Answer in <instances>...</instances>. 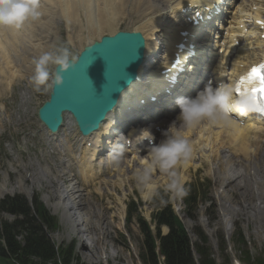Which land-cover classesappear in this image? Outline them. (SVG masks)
Segmentation results:
<instances>
[{
    "label": "bare ground",
    "instance_id": "6f19581e",
    "mask_svg": "<svg viewBox=\"0 0 264 264\" xmlns=\"http://www.w3.org/2000/svg\"><path fill=\"white\" fill-rule=\"evenodd\" d=\"M257 2L262 3L263 1L259 0ZM170 5L172 7L175 6L173 4V0H42L43 15L38 20L29 21L22 28L18 30L6 29V28L0 29V46L3 45L6 50L8 48L12 49L11 55L13 56V58L10 59L11 57L10 55L8 61L15 60L14 50L16 48L23 47L26 50L42 49L41 40L35 44L32 43L34 39L36 38L32 29H35L38 23H40L39 26L41 27L43 26V22L41 23L40 19H44L49 16L50 17L54 16V14H57V13L59 14L62 13L66 17V20H67L65 27L68 31H70L71 26L78 24V22L81 19L85 20V22L89 24L91 28H106V27L111 26L117 20H120V19H126L128 20L130 24H133V25L138 24V26L144 29V32H145L144 36H146L145 37L146 39L145 54L150 55V54H154L158 48V43L154 40H151L152 38H154L155 34H158L160 31H161L160 35L163 33L166 34L168 32L166 39L170 38L173 35L172 28L176 27V24H174V26L171 27L170 23L168 22L164 23L166 20L165 16L169 14L167 11H169ZM244 8L245 6H240V11L241 12L244 11ZM249 10L250 8L246 11H249ZM244 16L245 14L234 15L232 17L235 20H232L231 22H237L238 20L236 19H240ZM173 20L174 19H172L171 21L173 22ZM54 34H56L55 29H54ZM251 43L255 45L254 47L255 49L259 48L260 46V41L258 38L252 39ZM202 54L204 55L203 52ZM213 54L207 53L206 55L208 57H212ZM250 54L252 56H250ZM256 55L257 53H255V56H253V52L251 53L248 52L246 55V58L255 59ZM150 59H153V57ZM150 59H149V62L148 60L146 62L147 67L149 68L148 70L150 71L148 79L151 77H155L156 79H158V83L162 85L163 81L160 80L161 77L157 71V67H155V70H153V66H151L152 63H154L155 65L160 64L158 66V69H161L162 68L161 62L160 61L154 62V59H153V62L151 63ZM143 67H141L139 71H142ZM14 71L12 72L14 74L19 72V71H15V72ZM137 88H138V84L132 83L125 91L122 92L123 98L120 99L117 109L120 108L122 104H124L123 102H126L124 97L131 96L132 94H134L135 89L138 90ZM115 113L117 114L116 110L113 111V116L115 115ZM109 116L107 117L106 122L110 123L113 120V118L112 116L110 117ZM211 124L212 123H209V125ZM216 125H218L219 129H215L214 131H212V135L214 136L213 139L217 141L219 138L223 137L224 138L223 143L228 144V148L231 149V157L224 156L223 161L226 162V168L231 169L230 166H232L233 168L239 164L237 160H235L236 161L235 163L232 162L233 158L240 159V162H242V160H247L249 163V164H245L248 171L246 170L242 171V170L237 169L236 174H234L233 176H229L226 178L225 176H223L224 179H226L225 189H227V193L230 196V199L234 200V202L240 206L238 207L240 208V210H237L236 213L239 214L241 212H244V214H246L247 213L246 211L249 208L248 205L252 204L251 207L254 206L257 212L254 211L255 213L253 215H252L253 212H251L250 218L252 219L253 222H258L261 220V214L264 212V154L261 156V154L264 153V149H262V147L259 146L261 144V141L255 140L253 142V140L250 138V133H253L255 136L258 134L264 136V129L260 127L249 126V125L246 127L240 128L239 125H237L234 121L229 119V122L226 124L221 122L218 124H214V126H207L205 129L206 134L208 133L209 135L210 131L208 129L215 128ZM192 130L193 129L187 130L186 135L189 136ZM206 137L209 140V137L208 136ZM209 141L208 143H206V145L210 144ZM202 147L203 145L198 146L197 149L201 148L202 150ZM217 155H220V153H217V151H215L214 155H211L210 158L214 159ZM91 156L93 155H90V157ZM258 157H260L262 160L259 159ZM92 158H95V157H91V159ZM255 158H257L258 162L252 165V162H254ZM142 160H144V163H145L144 167H145L147 165V159L145 160L143 158ZM87 161L89 163L88 164L86 162L88 164V167L91 168L92 162L90 160H87ZM180 164L181 165L183 164L182 165L183 167H187L188 161L186 163L184 162ZM250 169L252 170L251 174H250ZM225 171H229V170H225ZM122 172L125 173L126 171H122ZM117 173H120V172H117ZM95 176L96 174H91V175L87 174L85 177L89 178V177H95ZM19 177H22V176H19ZM251 177L253 179H251ZM216 178L220 179L219 177H216ZM240 178L241 180H238ZM127 180L129 181V183H132L134 178L128 177ZM236 180L238 182H236ZM249 180H253V181H249ZM51 181L53 182V180ZM162 181L163 179H152L151 177L149 184L145 185V193L142 194L143 197L148 199L147 192L153 187L156 188V186ZM23 182L22 180H18L17 182L18 187L21 189L22 192L28 194L29 190L32 188H29V190L28 189L26 190ZM56 182L57 184L54 187V190L52 192L53 194L57 193L56 188L58 187V184H60V188L63 187V185L66 183V179L65 180L63 178L57 179ZM230 183L231 184L235 183V185L232 186ZM122 184H123L122 180H118V181H113L110 183L105 181L101 183L100 184L101 187H98V188L97 187L94 188L95 187L94 185L93 187L94 189L92 188L91 191H93L95 194H98V197L94 198L93 201L94 203L97 202L99 206H103V208L101 209L100 208H98L97 210L93 209L90 202L84 205V202L82 201V197H81L82 190L80 189L76 190L75 187L73 186L74 184L68 185L66 195L61 197L62 199L67 198L68 200H71L69 204L62 205L59 200L57 203L54 202L53 204L54 208L58 205L62 206L63 215L66 216L68 220L73 223V229L76 231V234L78 236H81L82 232L87 233L93 240L94 245L97 246V248L94 251H89V254H87V257H94L96 254L103 251L106 245L105 242L103 241L104 240L106 241L108 240V238L109 239L111 238V231L109 230L110 222L106 223V220H104V215L110 209L109 198H111V196H109V194H112L118 191V189L121 187ZM228 186H230V188H228ZM255 187H256V190H254ZM1 190H3V187ZM73 194H75V196L71 198V195ZM255 200H259L260 205L256 204ZM87 205H89V208L87 207ZM224 206H225L226 211L232 212V210L228 208V205L226 203H224ZM86 207H87V211H84ZM73 210L78 211L81 214L82 219H83L82 224H85L86 226L84 230L82 229L80 230L78 228L79 224L76 222V220H74L75 212ZM102 211H104V213ZM95 233H97L96 235H99L101 237H96V239H94L92 235H95ZM100 238H101V246L99 243ZM115 253L116 255L114 254V257L115 256L117 257L119 253L118 250H116ZM106 257L108 260L110 255L108 254V256Z\"/></svg>",
    "mask_w": 264,
    "mask_h": 264
},
{
    "label": "rangeland",
    "instance_id": "374dc122",
    "mask_svg": "<svg viewBox=\"0 0 264 264\" xmlns=\"http://www.w3.org/2000/svg\"><path fill=\"white\" fill-rule=\"evenodd\" d=\"M58 14L59 13L54 14V15H58ZM120 20H117L111 26L106 27L109 29L105 30V28H91L89 24L85 22V20L81 19L78 22V24L74 25V27L85 31L86 33H91V34H89L88 36L81 35L79 38H76L73 36L72 41L69 45L64 38L65 25H64L63 19H58L56 21V26H57V30L60 31L59 39L61 41V44L58 47L67 48L70 51V53L73 54L72 51L75 52L79 48V46L75 48V46L78 43L82 42L81 45H83L86 41L91 40V39H97L100 35L104 33L106 34L111 33L112 31L110 30ZM127 23L130 28H134L135 30H140L145 35L144 29L138 26V24L137 25L130 24L128 20H127ZM127 23L120 22L116 26L115 31L120 30V29H127ZM102 30L103 32L101 34L92 33V32H100ZM41 48H43L42 44H41ZM192 133L193 132H190V135ZM212 140L213 138L210 139L209 143ZM204 141H207L208 143V138L205 137ZM14 145H15L14 147L11 146V151H15L16 154H20L23 148L18 144L17 140ZM26 151L27 153L23 155L24 158L28 156L35 157L39 153L44 154L45 147L42 144L41 140H33L31 143H29V145H27ZM194 152L192 153L193 156H194ZM208 153L209 152L207 149L206 154ZM224 156L225 155L223 153V155L220 154L214 158L216 160L218 158V162H220V163L218 162L216 163V165L217 164L218 165H217L216 170H214V172H213L214 162H212V165L209 167L206 163H204V159L202 161L200 160L192 161L193 166L189 169L188 172H182L181 169L179 171V175L183 176L184 180H194L197 177L208 178L210 180L212 196L215 197L213 201L215 202L214 205L216 206V210L212 206H210V204L207 202H205L204 204L199 203L198 209L193 213H191L189 209L184 210L182 201H178L179 199L177 200L175 199L172 205L174 206L175 209H177V212L179 213V216L184 222L185 227L188 231L189 237L192 239V241H195V239H197L196 232L198 231V229L202 230L204 232V235L207 236L208 244L210 245V255L215 260L216 264H223V262L226 259L229 260V257H230L231 264L233 263L234 257H236L237 259H239L241 262L245 264V262L243 261V258H244V253L246 250L249 249L254 256H257L259 252L264 253V241L262 239V234H263L262 231L264 229V212L261 214V220L258 222H253L252 219L250 218L251 212H253L252 215L255 212H257L254 206H253L254 208L251 207L252 204L248 205L249 208L247 209L246 214H244V212H241L239 214L236 213L237 210H240V208H238L240 206L237 205V203H235L234 200L230 199V196L227 193V189H225V182L223 181L224 178L222 177V173H221L222 170L223 171L229 170V172L227 171V173L225 174L227 176L228 174L233 175L234 170L232 166H230L231 169L226 168V162L223 161ZM0 159L1 161L2 160L4 161L5 157L3 156ZM232 162L235 163L236 161L232 159ZM180 163H184V162H180ZM189 164L190 163L188 161L187 166H189ZM241 169L242 168H239V170ZM217 170H220L219 173L221 176L218 173H216ZM230 170H233V172H231ZM20 174L24 175V173H20ZM225 174L223 176H225ZM234 174H236V171L234 172ZM215 176L219 177L221 180L215 178ZM17 177L18 175H10L9 180L5 181V184H6L5 188L9 192H11L10 194H15L17 192L23 194L20 188L18 187L15 188V187L18 186L17 184L18 180H22L23 182L25 178L18 177L17 179ZM114 177L116 178L117 176H114ZM3 178L4 176L2 177V174H1L0 181L3 180ZM251 179L253 178L251 177ZM66 180L67 182L69 181L68 179ZM109 180H114V179L110 178ZM238 180H241V178ZM38 181L39 182H36L35 179H30V182L29 181L23 182V184L24 185L26 184L28 186V188L25 186L26 190L27 189L29 190V187H30L33 189L34 192H37L39 195L44 196L45 197L44 201L47 202V200L48 201L50 200L48 203L49 205L46 203L49 207L50 205L54 204L53 202L56 203L55 201L56 199L57 201L59 200L62 205L69 204V202H71V200H68L67 198H65L66 200L61 198L62 196L66 195L68 184L66 185L65 183L63 187L61 188H60V184H58L60 189L56 190L57 191L56 194H53L52 192L55 186L46 187V184H49V181H46V183H40L41 181L40 179H38ZM123 181L124 180H122V182ZM249 181H253V180H249ZM166 183L167 182L163 183L160 186L164 188ZM234 185L235 183H233L232 186ZM96 187L97 188L101 187V185H97L94 188ZM254 190H256V187L254 188ZM89 192L88 194H90L93 197L91 199H86V198H90V196L87 194H84L86 198H83L81 195L84 205L90 202L93 209L97 210L98 208L100 209L103 208V206H99L97 202L94 203L93 201L94 198L98 197V194H95L91 190ZM122 192H125L126 194L124 195L123 199H121L122 207L121 206L119 207L120 203L118 204L117 202L118 198L116 197L121 196ZM116 193L117 191L115 193L109 194V196H111V198H109L110 209L104 215V220H106V223L110 222L109 230L111 231V238L110 239L108 238V240L103 241L106 244L105 249L99 252L98 254H96L97 256L95 255L94 257H87V254H89V251H94L97 248V246L94 245L93 240L87 233L82 232L81 236H78L76 234V231L73 229V223L71 221H68L67 217L62 214L63 212L62 209H58L56 214H53L50 211L51 214L55 215L58 218L59 228L55 232H48L49 239H51L53 242H56L57 244H66L68 246L71 245L75 254L80 258L81 261L85 262L86 264H142L141 261L139 260L138 255H139V252H142L144 237L138 228V226L140 225L138 221L136 222V220L133 219L131 224L125 221L126 203L129 202L131 199H136L138 202V209L140 210L139 213L148 222H150L151 220L150 215L152 213L154 206L152 202L150 201L145 202L140 197L136 198V193L133 192L132 190H129V188H127L125 191L121 188L119 192L117 194ZM115 194H116V197H115ZM139 194H140V190H139ZM217 194H218L219 199L217 197ZM73 196H75V194L71 195V198H73ZM48 197L50 198L48 199ZM123 202H125L124 205H123ZM224 203L228 205V208H230L232 212L226 211ZM255 203L260 205L259 200H255ZM87 207L89 208V205H87ZM87 207L86 209H84V211H87ZM115 208H117L116 212L113 211ZM73 211L75 212L74 220H76V222L79 224L78 228L80 230L81 229L84 230L86 226L84 227L82 225V216L80 217L79 216L80 213L78 214L77 211L75 210ZM104 211L102 212L104 213ZM216 211H217V214H216ZM220 214H222L224 218L221 219ZM2 218L9 219L10 215L0 213V219ZM124 224H125V228L128 229V233L125 235L123 234ZM161 232L163 233L166 232V228L164 226L161 228ZM239 233H241L243 236V243L242 241L238 240ZM96 234L97 233H95V235H92L94 239H96V237H101ZM222 238L225 242V246L224 244L221 243ZM99 243L101 246V238L99 240ZM116 250H118L119 253L117 257L116 256L114 257V254L116 255L115 253ZM108 254L110 255V257L107 260L106 256H108ZM158 259H159L160 264H162L163 258L158 257Z\"/></svg>",
    "mask_w": 264,
    "mask_h": 264
},
{
    "label": "clouds",
    "instance_id": "9594fccd",
    "mask_svg": "<svg viewBox=\"0 0 264 264\" xmlns=\"http://www.w3.org/2000/svg\"><path fill=\"white\" fill-rule=\"evenodd\" d=\"M169 6L170 15L182 8L183 0H173ZM196 5V4H193ZM43 15L42 0H0V29H20L27 22L38 20ZM77 60L72 58L67 48L55 47L42 50L31 59V75L29 83L36 93L48 92L54 86L62 83L61 72L68 69ZM51 66L56 67L55 74ZM59 69V71L57 70ZM238 84H217L213 86L209 81L194 96L177 97L175 104L179 109L176 117L169 122L165 129H161L162 139L154 143V133L149 126L131 128L127 134L119 133L104 158L111 167L119 168L129 149H137V145L148 141L147 165L138 169L135 180L143 192L149 184L153 169H158L167 177L165 189L172 198L181 199L188 192L176 171L180 162H187L192 155V146L186 131L197 127L207 120L212 124L228 123L230 116L235 113L244 116L252 112H260L264 108V99L257 94L241 89L237 92ZM157 194L155 187L147 192L151 198Z\"/></svg>",
    "mask_w": 264,
    "mask_h": 264
},
{
    "label": "trees",
    "instance_id": "16d2710c",
    "mask_svg": "<svg viewBox=\"0 0 264 264\" xmlns=\"http://www.w3.org/2000/svg\"><path fill=\"white\" fill-rule=\"evenodd\" d=\"M0 204L15 216H21L13 223L4 224L0 231L5 241L4 246L0 242L2 264L4 261V264H86L80 260L71 246L54 247L46 237L41 224L37 223L28 213L26 203L20 197L3 200ZM161 212H164L161 218L168 217L165 223L169 226V232L164 236L157 234L159 249L156 254L155 240L149 230L143 228L145 240L142 252L138 255L142 264H160L158 257L163 258L162 264H195L192 250L197 255L198 264H216L202 233L197 234L198 240L191 242L172 213L168 209ZM163 214H165L164 217ZM40 221L47 228L54 229L53 219L45 212L40 214ZM238 240L243 243L241 233H239ZM244 254L246 260L250 262L251 259L246 251ZM223 264H229V260L226 259ZM256 264H260L258 260Z\"/></svg>",
    "mask_w": 264,
    "mask_h": 264
},
{
    "label": "water",
    "instance_id": "95a60500",
    "mask_svg": "<svg viewBox=\"0 0 264 264\" xmlns=\"http://www.w3.org/2000/svg\"><path fill=\"white\" fill-rule=\"evenodd\" d=\"M142 46L143 41L140 34L119 33L113 38H103L101 43H94L85 48L79 61L60 73L65 79H62L60 85L55 86L56 95L52 104L55 114L58 115L62 108H70V103H75L76 114L80 120L84 117L92 119L96 114L99 118L101 109L113 99L111 98V91L120 88L129 76L126 74L127 71L122 74V78H119L118 72L125 65L131 69L129 71L135 70L141 60ZM87 55L91 59L105 60L108 58L109 60L104 61L105 63L102 65H92L86 61ZM113 79L118 80L112 83ZM95 83L97 86L94 89L89 88L88 84ZM77 86L79 92H73L72 99L58 93L66 92ZM109 88L111 91L107 92ZM89 129H85V132Z\"/></svg>",
    "mask_w": 264,
    "mask_h": 264
},
{
    "label": "snow or ice",
    "instance_id": "6c2138e0",
    "mask_svg": "<svg viewBox=\"0 0 264 264\" xmlns=\"http://www.w3.org/2000/svg\"><path fill=\"white\" fill-rule=\"evenodd\" d=\"M247 84V90L257 94L260 99H264V64L253 67L238 82L237 91L239 92L243 85ZM264 113V108L259 109Z\"/></svg>",
    "mask_w": 264,
    "mask_h": 264
}]
</instances>
